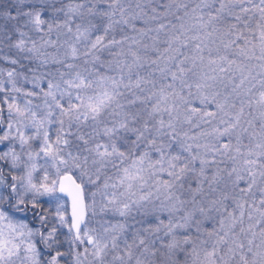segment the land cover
Returning <instances> with one entry per match:
<instances>
[{"label": "snow or ice", "instance_id": "snow-or-ice-1", "mask_svg": "<svg viewBox=\"0 0 264 264\" xmlns=\"http://www.w3.org/2000/svg\"><path fill=\"white\" fill-rule=\"evenodd\" d=\"M0 264H264V0H0Z\"/></svg>", "mask_w": 264, "mask_h": 264}]
</instances>
